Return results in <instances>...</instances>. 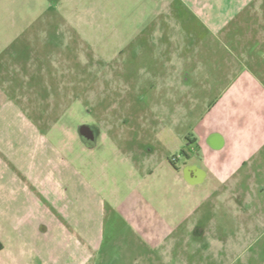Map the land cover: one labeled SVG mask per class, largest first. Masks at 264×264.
<instances>
[{
    "label": "rangeland",
    "instance_id": "rangeland-1",
    "mask_svg": "<svg viewBox=\"0 0 264 264\" xmlns=\"http://www.w3.org/2000/svg\"><path fill=\"white\" fill-rule=\"evenodd\" d=\"M7 51L0 61L10 71L12 104L22 103L18 88L32 101L49 98L52 110L54 99L76 138L85 125L103 134L94 150L66 139L60 154L73 164L75 184L46 188L56 198L51 211L68 222L74 214L94 219L101 196L109 212L104 264H264V185L249 177L211 185L190 211L178 192L163 194L164 164L187 162L182 153H190L187 142L203 119L223 114L232 124L239 115L242 126L262 124L264 0H0V55ZM257 158L254 165L263 158L264 166ZM253 172L262 179L258 166ZM152 178L154 198L168 204L142 193ZM135 203L156 222L162 209L178 210L181 224L169 232L146 219V233L119 232L115 216ZM94 252L83 247L82 261Z\"/></svg>",
    "mask_w": 264,
    "mask_h": 264
},
{
    "label": "crops",
    "instance_id": "crops-1",
    "mask_svg": "<svg viewBox=\"0 0 264 264\" xmlns=\"http://www.w3.org/2000/svg\"><path fill=\"white\" fill-rule=\"evenodd\" d=\"M204 6L201 4L200 8ZM2 55H8V51L1 54L0 58ZM2 62L0 61V168L4 167L9 177L5 180L0 178V187L9 185L10 190L6 194L0 192V240L4 245L3 251L0 252V264H104L107 260L104 262L99 255L107 240L105 232L109 212L105 209L101 196L99 200L95 198L100 203L95 202L94 219L74 214L73 221L68 222L62 211L57 209L51 211L49 207V203L54 202L56 198L51 197L53 194L46 185H55V181L65 185L71 180L75 184V168L60 153L66 139L83 142L79 133L80 127L76 138L75 130L67 128L65 113L60 114V101L53 99L55 104L53 103L52 110L49 98L41 96L38 98L39 101L37 99L32 101L26 91L18 88L15 94L22 103L12 104L10 101L12 99L6 95L11 79H6L5 73L10 74V71ZM2 75H5L4 79ZM213 108V105L208 107L209 114L213 113ZM260 118L256 117V120L259 121ZM240 120L237 115L230 124L229 119L223 114H218L211 120L203 119L202 132L197 137L192 136L187 142L191 154L187 152L190 158L186 163L203 172L202 182L192 184L191 181L196 178H191L185 173L186 164L177 166V162L174 167L169 161L170 165L163 166L164 174L169 179L166 185L169 190L163 194L178 192L180 201L184 203L182 207L190 211L195 205L196 195H202L198 200L201 203L207 198L211 185H224L230 179L241 180L243 183L247 177L256 185H264L263 158L259 164L254 165V159L264 157V120L259 129L256 125L242 126ZM232 125L233 129L228 131L227 127L232 128ZM51 130H57V134ZM102 137L103 134L99 132L98 141ZM98 141L95 146L86 147L90 150L97 149ZM214 142L220 143V146L216 147ZM203 147L211 156H201ZM223 153H228L229 157L222 159ZM5 155L10 156V161ZM50 164L53 167L49 169ZM257 166L262 171V179L258 182L256 172H253ZM19 168L27 174L21 173L20 176ZM53 168L57 169L53 171ZM158 183L161 185L162 182ZM201 184L207 189L195 191L196 186ZM155 185L153 178L150 179L146 182V191H143L144 188L142 193L148 195L152 202L162 201V204H166V201L154 198ZM45 203H48V206ZM172 211V208L162 209L159 217L162 220L156 222L152 211L146 213L144 209L141 210L139 203H135L128 212L117 214L115 220L121 223L119 232L128 227L134 233H146L147 221L159 230H162V227H166L168 231L172 228L177 230L182 217L179 218L178 210L175 215ZM83 247L85 250L95 251L92 257L85 258L84 262ZM67 248L73 249L71 256L66 255Z\"/></svg>",
    "mask_w": 264,
    "mask_h": 264
},
{
    "label": "flooded vegetation",
    "instance_id": "flooded-vegetation-1",
    "mask_svg": "<svg viewBox=\"0 0 264 264\" xmlns=\"http://www.w3.org/2000/svg\"><path fill=\"white\" fill-rule=\"evenodd\" d=\"M85 126H86V127H89L90 130L93 131L94 136H95V139L92 141V140H90V139L85 138L84 136H82V135L80 134L81 139H82V141H83V143H84L85 145H87V146H95L96 143H97V141H98L99 131H98L97 128L94 127V126H91V125H85ZM81 127H82V126H81ZM81 127H80V128H81ZM182 156H183L187 161H188V159L190 158V156H189L186 152H183V153H182ZM173 159H175V160H173ZM177 162H179V158H178V157H176V158H172V159L170 160L171 165H173L174 167H175V163H177ZM186 163H187V162H186ZM186 163H184V164H186ZM199 171H200V170H199L197 167L189 166L188 164H186V167H185V173L188 174L191 178L194 177V178L198 179V174L200 173Z\"/></svg>",
    "mask_w": 264,
    "mask_h": 264
},
{
    "label": "water",
    "instance_id": "water-1",
    "mask_svg": "<svg viewBox=\"0 0 264 264\" xmlns=\"http://www.w3.org/2000/svg\"><path fill=\"white\" fill-rule=\"evenodd\" d=\"M79 133H80L82 136H84L85 138L90 139V140H92V141L95 139L94 133H93L92 130H90L89 127L82 126V127L80 128V130H79ZM214 145L217 147V146H220V143H218V142H214ZM199 172H200V173L198 174V179H196V180H194V181H191L192 184H197V183L202 182L204 174H203V172H202L201 170H200Z\"/></svg>",
    "mask_w": 264,
    "mask_h": 264
},
{
    "label": "trees",
    "instance_id": "trees-1",
    "mask_svg": "<svg viewBox=\"0 0 264 264\" xmlns=\"http://www.w3.org/2000/svg\"><path fill=\"white\" fill-rule=\"evenodd\" d=\"M3 249H4V245H3V243H2L1 240H0V252H2Z\"/></svg>",
    "mask_w": 264,
    "mask_h": 264
},
{
    "label": "built area",
    "instance_id": "built-area-1",
    "mask_svg": "<svg viewBox=\"0 0 264 264\" xmlns=\"http://www.w3.org/2000/svg\"><path fill=\"white\" fill-rule=\"evenodd\" d=\"M173 160H175V159H173Z\"/></svg>",
    "mask_w": 264,
    "mask_h": 264
}]
</instances>
